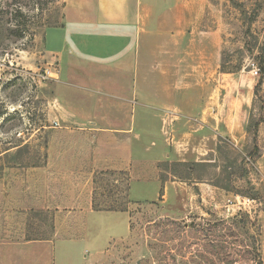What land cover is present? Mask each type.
Segmentation results:
<instances>
[{
  "label": "rangeland",
  "instance_id": "rangeland-1",
  "mask_svg": "<svg viewBox=\"0 0 264 264\" xmlns=\"http://www.w3.org/2000/svg\"><path fill=\"white\" fill-rule=\"evenodd\" d=\"M207 1L206 25L220 37L219 69L209 85L224 101V116L246 108L237 116H249L250 145L231 149L197 118L216 115L215 107L193 115L192 134L201 133L196 147L214 149L213 162L193 169L160 163L169 175L162 180L208 181L228 197L219 207L198 199L186 215L166 217L159 204L129 203L127 171L90 173V154L79 149L93 138L58 115L62 63L46 52L44 33L63 24L64 0H0V246L45 241L31 252L47 254L49 264H264V219L254 214L264 208L256 200L264 187L250 185L264 127V0ZM92 201L125 209L128 230L122 212H96Z\"/></svg>",
  "mask_w": 264,
  "mask_h": 264
},
{
  "label": "crops",
  "instance_id": "crops-1",
  "mask_svg": "<svg viewBox=\"0 0 264 264\" xmlns=\"http://www.w3.org/2000/svg\"><path fill=\"white\" fill-rule=\"evenodd\" d=\"M64 4V22L45 31L44 45L62 63L56 75L58 115L69 116L84 126L83 137L93 138L94 143L90 139L88 147L81 144L79 149L90 154L85 167L90 166L92 174L127 171L129 203L159 204L166 217L189 213L198 199L219 207L218 201L228 195L215 192L208 181L162 180L167 173L158 167L179 163L194 164L193 169L213 162L214 149L196 147L195 137L201 133L192 134L190 121L214 107L216 115L197 117L204 126L231 149L250 145L249 116H237L246 108L224 116V101L215 98L209 85L210 74L218 71L220 63L219 30L206 25L209 2L64 0ZM99 54L112 56L96 59ZM168 110L178 116L167 117ZM258 140L262 153L256 161L257 179L250 174L255 189L264 187V127ZM77 156L72 158L74 164L80 162ZM256 200L264 201V196ZM122 214L127 231L128 213ZM254 214L264 219V208ZM44 242L0 246V264H49L47 254L34 257L31 252Z\"/></svg>",
  "mask_w": 264,
  "mask_h": 264
},
{
  "label": "trees",
  "instance_id": "trees-1",
  "mask_svg": "<svg viewBox=\"0 0 264 264\" xmlns=\"http://www.w3.org/2000/svg\"><path fill=\"white\" fill-rule=\"evenodd\" d=\"M94 184H95V181H94ZM127 190H128V179L126 180V188H125V196H126V199H127ZM93 197H94V192H93ZM92 210L96 211V212H101V211H105V212H123L125 211V209H122V210H118V208H115L113 206H108V207H104V206H101V205H97L95 204L94 201H92Z\"/></svg>",
  "mask_w": 264,
  "mask_h": 264
},
{
  "label": "built area",
  "instance_id": "built-area-1",
  "mask_svg": "<svg viewBox=\"0 0 264 264\" xmlns=\"http://www.w3.org/2000/svg\"><path fill=\"white\" fill-rule=\"evenodd\" d=\"M250 65V67H252V68H254L255 67V64L254 63H251V64H249ZM165 115L167 116V117H169V118H174V117H176V116H178L175 112H173V111H166V113H165ZM244 201H248V200H244Z\"/></svg>",
  "mask_w": 264,
  "mask_h": 264
}]
</instances>
